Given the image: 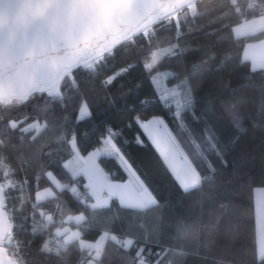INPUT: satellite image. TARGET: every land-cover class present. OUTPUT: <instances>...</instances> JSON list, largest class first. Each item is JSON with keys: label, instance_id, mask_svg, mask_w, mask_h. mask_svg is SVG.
<instances>
[{"label": "trees", "instance_id": "1", "mask_svg": "<svg viewBox=\"0 0 264 264\" xmlns=\"http://www.w3.org/2000/svg\"><path fill=\"white\" fill-rule=\"evenodd\" d=\"M195 4V11L153 24L148 35L71 72L59 95L36 92L11 106L0 103V183L12 178L26 186V198L20 185L3 192L23 264H264L253 196L264 187V69L244 59L246 44L264 40V30L234 34L246 19L264 16V0ZM162 74L180 102L160 99L153 78ZM83 102L89 112L79 118ZM155 116L201 178L198 186L182 189L141 128ZM107 138L156 204L141 210L115 199L90 208L82 178L66 167L75 161L71 144L88 155ZM98 161L111 181L128 178L115 156L103 153ZM44 189L53 195L37 201ZM73 214L85 216L70 221L82 240L111 235L97 259L78 240L63 244L56 234Z\"/></svg>", "mask_w": 264, "mask_h": 264}, {"label": "water", "instance_id": "2", "mask_svg": "<svg viewBox=\"0 0 264 264\" xmlns=\"http://www.w3.org/2000/svg\"><path fill=\"white\" fill-rule=\"evenodd\" d=\"M192 1L0 0V102L55 88ZM4 211L1 206L0 245L7 232ZM0 264L16 262L0 248Z\"/></svg>", "mask_w": 264, "mask_h": 264}, {"label": "rangeland", "instance_id": "3", "mask_svg": "<svg viewBox=\"0 0 264 264\" xmlns=\"http://www.w3.org/2000/svg\"><path fill=\"white\" fill-rule=\"evenodd\" d=\"M197 2V1H196ZM195 2V3H196ZM194 3V7L196 8V4ZM202 7H207L206 5L201 4L200 8ZM191 9H186V8H182V10L180 12H182L183 10H192ZM179 14V13H178ZM177 16V15H176ZM170 18H176V17H169ZM169 19H165L164 21H167ZM236 29L234 30V34L239 36V37H244V35H253L255 34V32L263 31L264 30V16L263 17H254L253 19H246L244 21V23H242L240 26H236ZM152 29V27L149 29V31ZM149 31L147 33H145L144 35H148ZM263 44H257V43H247L246 47H245V52L244 55L247 54L248 56L254 57L256 55H261L264 56V40H262ZM103 57L98 59V62H90L88 65L92 64H98L102 61ZM252 68L256 69L260 66H264V58H256V61L253 62L252 64ZM167 76V74H162L159 76H155L153 78L155 85H157V90L159 91V94L161 95V100H168L171 103L174 102H180L182 100V95L180 94V91L178 89H173L168 91L165 87L166 84H164V80L165 77ZM61 92V90L58 93H54V91L50 88L47 90V93L52 94V96H57L59 95ZM19 99H15L12 101L9 100H4V102H0L6 105H14L15 103H18ZM80 112L78 117L82 118L88 115L89 109H87L86 104L83 102L79 108ZM32 126V125H31ZM31 126H28L27 129H30ZM38 126V125H37ZM151 125H148L146 122L141 123V128H143L149 138H151V143L153 144L154 147H156L161 155V157L165 160V164H167V166L169 167V169H171L172 171V175L179 180L180 185H182V188L185 190H188V188L193 187V183L191 181H193V179L191 177H189V175L187 174L188 170H190V168L188 167V165L181 161L179 158H177V156L173 153V149H175L176 147V141H174V138L171 137L170 135V131L168 129V134L169 137L167 136V134H164V137L159 135L156 132L151 131ZM35 127L36 125L32 126V128ZM167 132V131H166ZM168 138V139H167ZM107 145L106 148L107 150H109L108 156H115L118 161H120V164L123 166V168H125L130 175V180L127 183L128 185H130V188L132 189V191H134L133 193L129 192L128 190H125V192H123L121 189H117V192L120 196V199L122 200L121 203L126 205H130L131 207H136L141 205V207L146 208L147 206L156 204L157 201L154 198V196L152 195V191L149 190V188L147 186H145L143 184V181L140 180V178L137 175L136 170H133L132 167L129 164V160L126 159V157L122 154V151L117 149L116 145L113 143L114 141L107 138ZM75 142L72 141V147L73 149L76 150V146H75ZM113 148V150L115 151H111V149ZM70 172L75 173L74 169L77 167L75 161H69L67 162V166H66ZM81 166H78V169ZM11 179H8V181L6 182H1L0 183V198L1 200V206L2 209L5 210L4 208V198H3V192L5 190H7L9 188V186H12L9 184ZM133 180H138L139 186L137 185H132L131 183H133ZM131 181V182H130ZM8 182V183H7ZM135 182V181H134ZM76 187L73 186L72 189H75ZM108 191L110 192V188L109 186L107 187ZM101 190L98 187V184H94L91 187V190L89 192L90 194V202L88 203L89 205L93 204L91 203V199L95 200V202L97 201H102V192H100ZM51 195H53V190L52 189H44L41 192H39L37 194V201H41L44 198H49L51 197ZM253 196H254V207H256L255 209V224H256V236L258 238L257 241V254L258 257L263 258L264 255H262V251H264V187L262 188H254V192H253ZM5 217L7 218V215L4 211ZM84 218L83 215H78V214H73V216L67 217L64 220V224L63 226H61L59 229H56V234L59 237H62L61 242L67 243V242H72L75 240H78L80 243V246L83 248H91V250L93 251V257L95 259H97V257L101 254L102 249H104V244L107 241V234H101L99 236V238L96 239V241L94 242H90L88 240H82V236L80 235L79 232V228L78 227H73L70 226V221L73 222H81L80 219ZM9 220V219H8ZM83 220V219H82ZM14 235V234H13ZM130 241H126L125 245L128 247L129 246ZM91 264H93V261H90Z\"/></svg>", "mask_w": 264, "mask_h": 264}, {"label": "crops", "instance_id": "4", "mask_svg": "<svg viewBox=\"0 0 264 264\" xmlns=\"http://www.w3.org/2000/svg\"><path fill=\"white\" fill-rule=\"evenodd\" d=\"M255 43L263 44L262 41H257ZM260 57L264 58V56H261V55H256V56L251 57V58L247 54L244 55V59L251 60V64L256 61V58H260ZM258 68L264 69V66H260ZM143 122H146L148 125H151L150 126L152 128L151 131L156 132V133H158L159 135H161L163 137H164V134H167V136L169 137V134H168V129L169 128H168V126H166V123H165V121H163V118H161L159 116H155L152 120H149V121L147 120V121H143ZM145 134L149 138V136H148V134L146 132H145ZM149 139H150V142H151L152 141L151 138H149ZM107 143L108 142L106 140L105 143H103V145H102V147L100 149H97V150L94 149L88 155H80L77 152V150L74 149L75 152H76L75 163H76L77 167L74 169V171L76 172V175L73 172H71V173H73L74 177L82 178V180H83L82 183L84 184L83 187L86 189V192H87V194L89 196H90L89 192L91 190V187L94 184H98V187L101 190L100 192H102V195H103L101 197L102 201L95 202V200L91 199V203L93 204V206L90 205V208L94 209L95 207L103 208L105 206H109V205H111V201L115 200V199L121 204L120 206H122V207H126V206L127 207H131L130 205L124 206L125 204L121 203L122 200L120 199V196H119V194L117 192L118 188L121 189L123 192H125V190H128V191L130 190L129 192H131V193L134 192L130 188V185L127 184L129 182L130 178H131L129 173H128V178L125 180V182H119V181H115V180L111 181L108 178L107 172L102 170V168L99 165L100 164L99 161H98L99 157L102 156L103 153L104 154L109 153V150H107V148H106ZM111 151H115L116 152V150H113V148L111 149ZM172 151L177 156V158H179L181 161L185 162L188 165V167L190 168V170H188L187 174L189 175V177H191L193 179V181H191L193 183V185H194L193 188L198 186L199 183H200L201 178H199V176L194 171V168L191 166L190 162L187 160L188 158L183 155V153L181 151V147H179L178 144L176 143V147ZM78 166H81V167L78 169ZM139 183L140 182L138 180H133V183H131V186L132 185L139 186ZM108 186L111 189L110 192L107 190ZM131 208H133V209H137L138 208V209H141V210L146 209V208L141 207V205L136 206V207H131ZM82 219H84V218H82ZM82 219H80V220L82 221ZM106 234L108 235L107 239L109 237H111V235H109L108 233H106Z\"/></svg>", "mask_w": 264, "mask_h": 264}, {"label": "built area", "instance_id": "5", "mask_svg": "<svg viewBox=\"0 0 264 264\" xmlns=\"http://www.w3.org/2000/svg\"><path fill=\"white\" fill-rule=\"evenodd\" d=\"M8 183V182H7ZM10 185L16 186V185H20L23 187V189L20 192V196L23 198H26V186L21 182V181H13L10 180L9 182ZM8 220V219H7ZM10 221L8 220V225H9V229L11 232H9V236L8 238H10V243L9 245H6L5 243H7V238L4 237L1 239V241H5L3 244L0 245V248H2V250L5 252L6 257L11 260L16 262V264H23L24 262H22L21 260V255H20V243L18 240H16V238L13 235V229H12V225L11 223H9ZM53 223V218L51 220H48L44 223V226L49 228V226Z\"/></svg>", "mask_w": 264, "mask_h": 264}, {"label": "bare ground", "instance_id": "6", "mask_svg": "<svg viewBox=\"0 0 264 264\" xmlns=\"http://www.w3.org/2000/svg\"><path fill=\"white\" fill-rule=\"evenodd\" d=\"M197 1V0H196ZM195 0L194 1H192V2H190V4L191 5H194V3L196 2ZM197 3V2H196ZM190 4H188V5H186V6H183V7H181V8H179V10L178 11H176V12H173V13H170L168 16H166V19H169V17H177L176 15H178V13H180V11L182 10V8H186V9H191L192 7H190ZM173 19V18H172ZM157 23V22H156ZM155 23V24H156ZM154 24V23H153ZM153 24H150L148 27H146L145 29H141L140 31H139V33L141 34V33H147L148 31H149V29L152 27V25ZM154 24V25H155ZM99 58H101V57H98L97 59H95L92 63H94V62H98V59ZM53 91H54V93H58L59 91H60V89H59V85L57 84L56 85V87L55 88H53L52 89ZM1 198H0V208H1ZM3 218L5 219V228L7 229V232H5V238H7L8 236H9V232H11L10 231V229H9V225H8V220L6 219V217H5V214L3 213Z\"/></svg>", "mask_w": 264, "mask_h": 264}, {"label": "clouds", "instance_id": "7", "mask_svg": "<svg viewBox=\"0 0 264 264\" xmlns=\"http://www.w3.org/2000/svg\"><path fill=\"white\" fill-rule=\"evenodd\" d=\"M225 2H227L228 4H231L233 0H197V6L199 9L201 4L206 5V6H212L214 4L225 3ZM217 264H230V262L224 259H220L218 260Z\"/></svg>", "mask_w": 264, "mask_h": 264}, {"label": "snow or ice", "instance_id": "8", "mask_svg": "<svg viewBox=\"0 0 264 264\" xmlns=\"http://www.w3.org/2000/svg\"><path fill=\"white\" fill-rule=\"evenodd\" d=\"M190 7L193 8V11H195V7H194V5H191V4H190ZM2 230H3L2 227H0V232H2ZM262 255H264V251H262Z\"/></svg>", "mask_w": 264, "mask_h": 264}]
</instances>
